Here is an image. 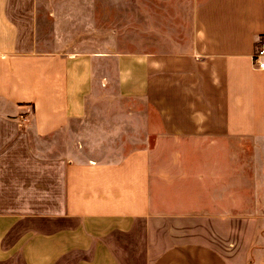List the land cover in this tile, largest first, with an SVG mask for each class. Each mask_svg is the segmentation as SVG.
<instances>
[{"label": "crops", "instance_id": "obj_1", "mask_svg": "<svg viewBox=\"0 0 264 264\" xmlns=\"http://www.w3.org/2000/svg\"><path fill=\"white\" fill-rule=\"evenodd\" d=\"M119 1L115 45L95 4L80 39L71 5L0 0V264H264V0H194L183 41L174 0ZM86 116L91 151L146 131L82 155L58 137Z\"/></svg>", "mask_w": 264, "mask_h": 264}, {"label": "rangeland", "instance_id": "obj_2", "mask_svg": "<svg viewBox=\"0 0 264 264\" xmlns=\"http://www.w3.org/2000/svg\"><path fill=\"white\" fill-rule=\"evenodd\" d=\"M194 2V0H174V6H175V15L176 17L181 18L182 20H178L175 25V30L177 31L178 38L183 41V39H186L188 36V30H187V23L185 17L188 15V10L190 9L191 4ZM68 4L71 5L69 8H72V11L75 12L74 18H72V23H70V31L73 33L72 36L84 38L87 37L86 35V28H87V19L89 16V11L91 13L93 10V4H95L97 7L94 11L95 13V22H96V36L97 38H107L112 39L117 45L118 41L121 40V38L125 35H123L125 32H130L135 29V24H132L131 26H127L126 20L124 21L123 26H119V14L118 13H112L110 8L116 6L119 8L120 1L116 0H37V10H38V16L42 18L45 22L47 18L49 19V16L47 15L48 11H50L52 8L55 9V11L60 12V9L63 7L62 5ZM123 5L127 4L128 6H137L138 9H140V12H143L144 14H150L151 13V2H147L142 4L140 0H128L126 2H122ZM167 2L164 0H161L159 2L156 1V5L159 11L161 13H164L163 7H165ZM62 6V7H61ZM160 6V7H159ZM121 7V6H120ZM144 9V10H143ZM126 15L129 16L128 21L129 22H135V8L132 10H129L126 12ZM50 21V19H49ZM150 21V19H148ZM128 22V24H129ZM145 33L148 31V35L150 34L151 28H143ZM104 31L105 33L103 34ZM129 38V37H128ZM159 38L161 39H167L168 34L166 32L160 31L159 32ZM111 40V41H112ZM119 45H123L122 43H119ZM126 45V44H125ZM131 104L134 106V108L139 109L140 111H143V115L146 118V120L151 123L155 121V117L153 112L146 107L138 98L132 99ZM88 122H91V119L86 116L83 119V122L74 124L72 127L68 128L67 130L61 131V135L59 134V140L61 141L62 146L69 147L74 146L80 153H83L82 155L88 154V155H95L98 154V151L101 149L107 151L111 149H118V150H125L129 147V144H121V145H114L115 143H119L120 137L123 139L121 141H124V143H127V138L129 136H132L135 139H139V136L144 135V131H146L144 128L133 126L131 130H127L126 134L125 132H122L119 134L116 132L117 138L115 140L107 139V140H101L102 142H105V144H99L94 147V150L91 151V146L88 145L90 142L91 136L96 132H104L103 124H101V131L100 129H93L91 127L88 128ZM93 126V125H92ZM109 132V130H108ZM127 136V137H126ZM120 141V142H121ZM103 154H100V156ZM246 161L244 163V166L246 167L247 164L251 167V156L245 155ZM242 159V158H241ZM255 164H257V161H254ZM264 224L263 221L260 220L259 227H258V235L255 241V244L253 245V248L251 250L252 257L255 256V253L257 251V245L259 244V239L261 237V231ZM250 264H255V261L251 259Z\"/></svg>", "mask_w": 264, "mask_h": 264}, {"label": "built area", "instance_id": "obj_3", "mask_svg": "<svg viewBox=\"0 0 264 264\" xmlns=\"http://www.w3.org/2000/svg\"><path fill=\"white\" fill-rule=\"evenodd\" d=\"M253 64L257 68H264V35L260 36L251 53Z\"/></svg>", "mask_w": 264, "mask_h": 264}]
</instances>
